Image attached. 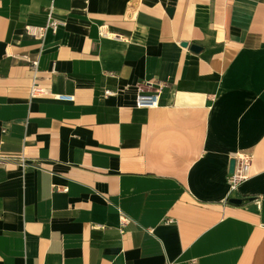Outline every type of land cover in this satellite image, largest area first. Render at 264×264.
Wrapping results in <instances>:
<instances>
[{
    "label": "crops",
    "instance_id": "crops-1",
    "mask_svg": "<svg viewBox=\"0 0 264 264\" xmlns=\"http://www.w3.org/2000/svg\"><path fill=\"white\" fill-rule=\"evenodd\" d=\"M0 264H264V0H0Z\"/></svg>",
    "mask_w": 264,
    "mask_h": 264
},
{
    "label": "built area",
    "instance_id": "built-area-1",
    "mask_svg": "<svg viewBox=\"0 0 264 264\" xmlns=\"http://www.w3.org/2000/svg\"><path fill=\"white\" fill-rule=\"evenodd\" d=\"M53 6H51L48 15V21L46 26L44 27H36V26H28V31L33 35L36 36L37 34H42L48 28H52L56 31L62 24V21L57 20L52 15ZM101 35H107L104 29H101ZM116 37V36H115ZM26 61L30 62L31 68L37 72L38 67V59H32L28 56H23ZM113 74V73H111ZM147 88H152L153 84L148 83L146 85ZM49 91L45 88L40 87L37 84V76H34L33 84L31 86V96L36 97L44 94H48ZM161 93V88L155 89L154 91H147L144 87L141 88L137 99H136V106L139 108H153L156 107L159 103V97ZM112 94L111 90H105V95ZM55 98L60 100H72L73 97L63 95V94H53ZM234 158L236 159L235 169L233 173H230L228 176V183L230 188V193L235 192L238 190L239 186L250 178L251 176V165L253 160V155L246 154V153H237L235 154ZM130 222V218L126 215H122V223L126 225Z\"/></svg>",
    "mask_w": 264,
    "mask_h": 264
},
{
    "label": "water",
    "instance_id": "water-1",
    "mask_svg": "<svg viewBox=\"0 0 264 264\" xmlns=\"http://www.w3.org/2000/svg\"><path fill=\"white\" fill-rule=\"evenodd\" d=\"M182 45L183 46H188V42H183ZM191 50L195 51V52H200L202 50V47L199 46L198 44H192L191 45ZM235 164H236V159L232 158V160L230 162V170H229L230 173L234 172ZM230 202L234 203V204H242L243 203V199L242 198H231Z\"/></svg>",
    "mask_w": 264,
    "mask_h": 264
}]
</instances>
